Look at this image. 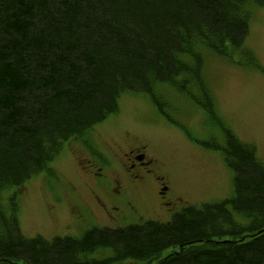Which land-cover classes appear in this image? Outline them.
Listing matches in <instances>:
<instances>
[{
  "label": "trees",
  "instance_id": "trees-1",
  "mask_svg": "<svg viewBox=\"0 0 264 264\" xmlns=\"http://www.w3.org/2000/svg\"><path fill=\"white\" fill-rule=\"evenodd\" d=\"M263 5L264 0H0V258L110 264L150 261L168 247L183 246L158 264H264V231L258 233L264 228V162L227 127L225 143L203 145L220 150L233 169L234 197L185 205L168 222L94 227L80 238H29L20 231L16 203L11 215L1 203L6 189L41 172L66 142L116 112L122 92L147 94L165 116L164 86L183 97L190 78H198L206 98L198 46L230 59L247 55L251 8ZM203 102L194 98V104ZM234 212L249 223L238 222ZM108 248L111 258L90 259Z\"/></svg>",
  "mask_w": 264,
  "mask_h": 264
},
{
  "label": "rangeland",
  "instance_id": "rangeland-1",
  "mask_svg": "<svg viewBox=\"0 0 264 264\" xmlns=\"http://www.w3.org/2000/svg\"><path fill=\"white\" fill-rule=\"evenodd\" d=\"M245 46L262 60L264 7H256L252 11ZM198 48L204 59L201 74L208 104H194L196 97H203L206 101L198 78H190V92L182 99L174 97L177 93L175 88L166 91L170 96L163 93L161 100L167 102L165 108L172 112L167 118L174 120L173 123L147 94L122 92L118 98V111L95 126L96 140L103 146L96 153L108 156L109 160L108 166L103 168L105 175H93L85 161L80 165L75 156L80 152L72 142L66 144L43 172L33 175L19 188L3 192L1 202L8 209L6 212L10 210L12 192L17 193V217L25 236L40 235L47 239L65 235L80 237L94 226L123 227L149 219L167 222L185 204L201 207L204 203L234 197V171L226 164L223 153L189 139L179 127L185 125L187 132L216 145L219 141L225 143L224 125L220 126L209 118L212 115L224 118L232 133L254 146L257 156L264 162V77L250 67L254 60L247 67L240 66L207 46L199 45ZM113 133H119L132 145L144 144L147 153L153 157L154 173L144 180L146 187L140 188L146 203L141 202L134 213L121 208L107 210L102 204L106 199L104 187L107 182L124 174L102 139ZM160 178L167 186V199L172 202L169 208L160 204L155 186H160ZM120 192L126 196L136 193L124 187ZM233 214L241 224L249 223L241 214ZM179 250L180 247H168L151 261L127 258L118 264H156L161 258ZM109 255V250H100L97 258ZM17 264L26 263L18 260Z\"/></svg>",
  "mask_w": 264,
  "mask_h": 264
},
{
  "label": "flooded vegetation",
  "instance_id": "flooded-vegetation-1",
  "mask_svg": "<svg viewBox=\"0 0 264 264\" xmlns=\"http://www.w3.org/2000/svg\"><path fill=\"white\" fill-rule=\"evenodd\" d=\"M251 61L253 60L251 59ZM253 72L264 77V57H262V60H257L254 57ZM93 136L95 143L101 145V141L98 142L96 140L98 135H96L95 131ZM106 137L108 139L104 137H102V139L112 150L116 160L123 168L124 174L123 176L118 175L112 177L105 187L103 186L106 189V199L102 204L107 210L121 208L127 209L132 213L137 212V206L145 200V197L142 196L143 189L140 188L146 187L144 180L150 173H154L152 172L153 157L147 153L145 145H132L119 133L109 134ZM76 145V148L80 151V161L82 158L88 166L92 167L91 172L93 175H102V165L106 162V156L97 154L96 152H100L99 148L87 138H83L77 142ZM159 184V187L157 185L155 186L157 188V193L159 194L160 204L169 205L170 201L167 199V192L165 191L164 193H161L160 191L163 186L161 178ZM122 187L126 190H134L136 193L131 196L121 194L120 191L122 190Z\"/></svg>",
  "mask_w": 264,
  "mask_h": 264
},
{
  "label": "water",
  "instance_id": "water-1",
  "mask_svg": "<svg viewBox=\"0 0 264 264\" xmlns=\"http://www.w3.org/2000/svg\"><path fill=\"white\" fill-rule=\"evenodd\" d=\"M163 189H165V188H163ZM260 231H262V230H260Z\"/></svg>",
  "mask_w": 264,
  "mask_h": 264
}]
</instances>
